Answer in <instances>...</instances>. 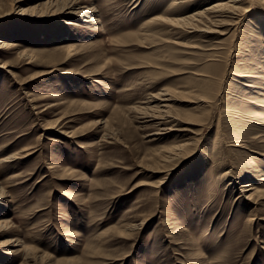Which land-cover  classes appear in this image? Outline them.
Returning a JSON list of instances; mask_svg holds the SVG:
<instances>
[{
  "label": "rangeland",
  "instance_id": "obj_1",
  "mask_svg": "<svg viewBox=\"0 0 264 264\" xmlns=\"http://www.w3.org/2000/svg\"><path fill=\"white\" fill-rule=\"evenodd\" d=\"M229 1L0 0V264H264V5L174 24Z\"/></svg>",
  "mask_w": 264,
  "mask_h": 264
},
{
  "label": "bare ground",
  "instance_id": "obj_2",
  "mask_svg": "<svg viewBox=\"0 0 264 264\" xmlns=\"http://www.w3.org/2000/svg\"><path fill=\"white\" fill-rule=\"evenodd\" d=\"M256 1L259 7L264 5V0H256ZM64 7H67L68 10H73V7H69L68 4L66 6L64 5ZM253 10H254L253 6L246 5V0H230L228 3H225V4L217 3L214 5H211L200 13H193L181 19L180 18L178 20L176 19L174 21V24L180 26L179 28H181L182 26L185 30H189L188 32L183 29L185 32L196 33V34L200 33L201 35L206 36V34L213 33L212 31L213 28H216L217 26L222 24L221 19L224 14H230L234 17L233 18L234 20H237L246 14H251ZM91 12H92L91 9L89 10L88 8V9L83 10L81 14H86V13H91ZM88 20L89 21L87 22H90V23L94 22L93 17H89ZM168 22H171V21H168ZM206 24H208L209 27H206L207 26ZM260 28L261 30H264V24H261ZM0 45H1L0 49H3V50L11 46V45H7V43H4V42L0 43ZM252 76H254L252 78H258L257 75H252ZM239 143L240 142H233L232 147L234 146L237 148H243V146ZM11 158L12 157H9V158L7 157L5 162H9ZM48 169L49 170L54 169V166L50 165ZM242 188L246 189V191L244 192H251L253 190L251 188V185H248V184L244 185ZM246 200L251 201V195H248ZM260 220L264 221V218Z\"/></svg>",
  "mask_w": 264,
  "mask_h": 264
}]
</instances>
